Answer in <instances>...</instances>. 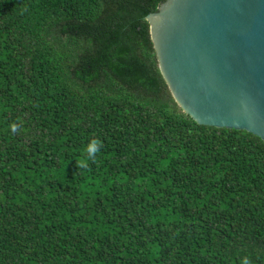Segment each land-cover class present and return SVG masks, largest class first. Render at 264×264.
<instances>
[{"label": "trees", "instance_id": "trees-1", "mask_svg": "<svg viewBox=\"0 0 264 264\" xmlns=\"http://www.w3.org/2000/svg\"><path fill=\"white\" fill-rule=\"evenodd\" d=\"M164 1L0 0V264H264V142L175 103Z\"/></svg>", "mask_w": 264, "mask_h": 264}, {"label": "water", "instance_id": "water-1", "mask_svg": "<svg viewBox=\"0 0 264 264\" xmlns=\"http://www.w3.org/2000/svg\"><path fill=\"white\" fill-rule=\"evenodd\" d=\"M146 20L181 111L264 142V0H165Z\"/></svg>", "mask_w": 264, "mask_h": 264}, {"label": "clouds", "instance_id": "clouds-1", "mask_svg": "<svg viewBox=\"0 0 264 264\" xmlns=\"http://www.w3.org/2000/svg\"><path fill=\"white\" fill-rule=\"evenodd\" d=\"M102 147V144L100 143V141L93 139L89 142V144L87 145V153L89 158L94 159L95 155L100 151ZM244 264H248V260L245 259L244 260Z\"/></svg>", "mask_w": 264, "mask_h": 264}]
</instances>
